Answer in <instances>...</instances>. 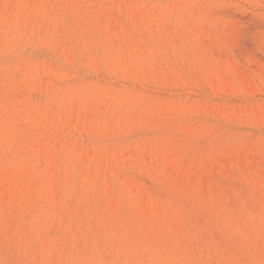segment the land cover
Returning a JSON list of instances; mask_svg holds the SVG:
<instances>
[{
  "label": "rangeland",
  "instance_id": "rangeland-1",
  "mask_svg": "<svg viewBox=\"0 0 264 264\" xmlns=\"http://www.w3.org/2000/svg\"><path fill=\"white\" fill-rule=\"evenodd\" d=\"M0 264H264V0H0Z\"/></svg>",
  "mask_w": 264,
  "mask_h": 264
}]
</instances>
